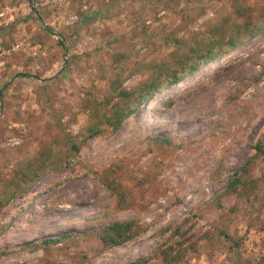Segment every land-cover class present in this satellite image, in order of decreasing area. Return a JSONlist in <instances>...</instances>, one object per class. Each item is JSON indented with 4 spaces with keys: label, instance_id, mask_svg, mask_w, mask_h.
Returning <instances> with one entry per match:
<instances>
[{
    "label": "rangeland",
    "instance_id": "rangeland-1",
    "mask_svg": "<svg viewBox=\"0 0 264 264\" xmlns=\"http://www.w3.org/2000/svg\"><path fill=\"white\" fill-rule=\"evenodd\" d=\"M214 34L240 40L84 142ZM257 141L264 0H0V264H264Z\"/></svg>",
    "mask_w": 264,
    "mask_h": 264
},
{
    "label": "trees",
    "instance_id": "trees-1",
    "mask_svg": "<svg viewBox=\"0 0 264 264\" xmlns=\"http://www.w3.org/2000/svg\"><path fill=\"white\" fill-rule=\"evenodd\" d=\"M249 30L250 31L248 32L250 34L254 32L251 29ZM213 39L214 42L208 43L207 47L204 49H199V47L190 49L189 54H187L184 59L183 67L181 68L183 73L176 68H173L165 73V75H163L164 77L161 78L160 76L159 78L148 82L147 85L141 89V93H138V101H136L134 107H130L129 104L126 103L125 107L121 108L117 106L112 108L109 112L102 114H99L96 110L92 111L89 115L90 121L87 126L89 136L83 135L84 142L90 137L107 135L109 132L117 130L123 121L135 112L137 106L146 102V100L158 92L160 88L178 83L185 77V75L197 70L202 63H207L216 55L227 51L229 48H235L240 40L238 35L234 34L232 36L224 37V39L221 40V43H219V35L214 34ZM217 43H219L218 47ZM223 44H226L228 48H223ZM114 89H116V87H114ZM116 94L128 97L131 93L124 89H120ZM255 150V155L264 158V145L260 141H257ZM248 162L249 161H247V163ZM247 171L248 168L244 165L241 170L236 171L227 179V187L231 192H236L237 187L244 184L246 181L244 174L247 173ZM140 231L141 226L137 220L113 221L100 227L99 240L104 246H114L137 236ZM176 243L168 247V253L175 249Z\"/></svg>",
    "mask_w": 264,
    "mask_h": 264
}]
</instances>
